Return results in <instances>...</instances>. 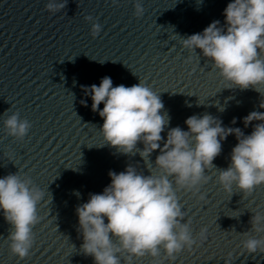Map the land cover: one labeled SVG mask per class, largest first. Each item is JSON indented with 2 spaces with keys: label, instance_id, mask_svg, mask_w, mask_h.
I'll return each mask as SVG.
<instances>
[{
  "label": "water",
  "instance_id": "95a60500",
  "mask_svg": "<svg viewBox=\"0 0 264 264\" xmlns=\"http://www.w3.org/2000/svg\"><path fill=\"white\" fill-rule=\"evenodd\" d=\"M47 2L0 0V178L17 173L45 192L38 205L40 221L33 227L34 244L24 260L11 254V225L0 212V264H94L80 248L76 207L89 194L103 192L111 183L110 170L119 173L133 166L144 175L149 169L159 172L154 166L158 150L144 160L138 153L123 155L101 146L104 121L92 111L84 86H98L105 76L114 87L143 81L160 95L171 118L161 134L164 140L170 128L187 131L185 120L205 113L248 135L258 122L245 128L242 118L264 112L260 93L226 89L212 62L180 42L179 36L201 33L214 20L223 26L224 9L232 0H141L145 12L140 18L134 16L135 0L116 5L112 0H68L56 14L46 10ZM89 15L102 26L95 38L85 20ZM15 112L31 124L23 140L4 129L3 121ZM236 144L234 135L222 141L221 154L213 161L217 168L229 166ZM205 171L209 180L198 193L204 200L177 192L186 213L183 222L191 219L193 236L206 228L205 239L175 260L162 252L157 261L145 257L133 264H224L229 253L233 264H264V253L250 255L241 243L247 238L244 232L264 235L250 231L253 215L264 216V185L250 195L233 186L230 194L218 183L216 168Z\"/></svg>",
  "mask_w": 264,
  "mask_h": 264
},
{
  "label": "clouds",
  "instance_id": "9594fccd",
  "mask_svg": "<svg viewBox=\"0 0 264 264\" xmlns=\"http://www.w3.org/2000/svg\"><path fill=\"white\" fill-rule=\"evenodd\" d=\"M118 2L112 0L114 5ZM67 3L68 0H48L45 8L56 14ZM144 12L141 0H135L134 16L140 18ZM223 15V26L214 20L201 33L179 36L180 42L190 52L198 49L212 62L226 89L251 88L264 97V0H232ZM85 20L92 25V37H97L102 26L90 15ZM83 90L91 97L92 111L104 121L99 129L101 146L107 144L123 155L138 153L144 160L159 152L154 162L158 174L149 169L150 174L144 175L133 166L119 173L110 170L111 183L103 192L89 194L87 202L76 207L78 231L83 239L80 248L93 258L94 264H133L145 257L157 261L162 252L167 259L175 260L182 251L198 247L207 229L193 236L191 219L183 222L186 213L177 192H191L204 200V195L198 193L209 180L206 169H217L218 183L230 194L233 186L250 195L264 185V112L252 111L242 118L245 128L258 122L248 135L238 127L222 126V120L205 113L189 116L185 120L187 131L179 126L170 128L164 140L161 134L171 118L163 111L160 95L143 81L130 87H114L112 79L105 76L98 86H84ZM260 108H264V100ZM236 122L235 118L231 121L233 125ZM3 124L7 135L17 140H23L31 128L18 112L9 115ZM229 135L235 136L237 144L231 150L229 166L220 169L213 161ZM141 143L142 149L137 147ZM44 197L45 192L30 178L22 179L17 173L0 178V212L11 225L8 246L20 260L28 257L33 247V227L40 221L38 205ZM250 223V231L264 233V216L255 213ZM242 235L247 237L241 242L243 251L250 255L264 253V235ZM224 264H233L231 253Z\"/></svg>",
  "mask_w": 264,
  "mask_h": 264
}]
</instances>
